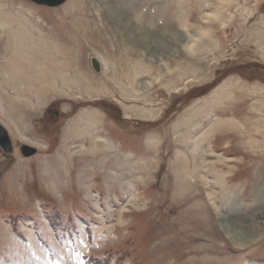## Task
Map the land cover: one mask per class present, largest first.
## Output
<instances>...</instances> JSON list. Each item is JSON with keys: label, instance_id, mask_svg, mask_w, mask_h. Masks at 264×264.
I'll list each match as a JSON object with an SVG mask.
<instances>
[{"label": "rangeland", "instance_id": "1", "mask_svg": "<svg viewBox=\"0 0 264 264\" xmlns=\"http://www.w3.org/2000/svg\"><path fill=\"white\" fill-rule=\"evenodd\" d=\"M112 1L0 0V264H264V0ZM116 12L165 42L138 75Z\"/></svg>", "mask_w": 264, "mask_h": 264}, {"label": "bare ground", "instance_id": "2", "mask_svg": "<svg viewBox=\"0 0 264 264\" xmlns=\"http://www.w3.org/2000/svg\"><path fill=\"white\" fill-rule=\"evenodd\" d=\"M105 1L109 5V7L112 9L113 13L115 14V12H114L115 10H113V9L115 8L116 5L113 4V1L112 0H105ZM133 9H131V10L133 11ZM134 11H135V15H136L138 12H136L137 10H135V9H134ZM135 15H132V13L130 15L129 13L126 14V13L116 12L115 17L117 18V20H120L121 22L125 23L128 26V30L130 31V33H133V34L137 33V35L139 34L141 41H140L138 47H135L131 44L127 45V48H128L127 55L132 60L131 71L134 70L136 72V75H138V72H139L138 70L145 68L146 58L153 55L151 53V51L149 50L148 46L150 44H158L159 46H161L165 42H164L163 38L160 36V32L158 30V27H151L148 24V23H150V20L148 19L149 17L147 14H145V13L142 15L139 14L138 15L139 19L137 20L138 22L136 21V19L134 17ZM9 21H11V20L9 19ZM9 21L7 20L5 23L9 28L8 32L11 34L12 38L16 39V41H18V42L23 41V39H25L28 35V33L25 31V29H23L24 27L20 24L23 28L21 26H17L15 28H13L10 26L11 23ZM24 36H25V38H24ZM176 36H177L178 41H180L181 44L182 43L184 44L183 47H185V49H187L188 51H191V52H195V50H197L202 44V36L201 37L195 36L194 34H191L190 32H186V33L182 32V31L176 32ZM24 47H27V46H25L23 44L22 45L19 44L18 47L15 49L17 54L14 55V57L10 59V64H11V61L14 60L11 65H15V70L18 71V72L13 73V74L8 73V75L10 77H16L17 78V77H20L22 75V74H20L21 73V68H20L21 65L20 64H21V59H22L21 57H26L23 54L25 51ZM111 53L115 54L116 52L111 51L109 54H111ZM137 59H139V62H140V67H138V69H136L137 64L134 62ZM104 63L107 64V60H104ZM34 73H37L39 77L44 78V79L49 77L50 74L53 78H55V76H57V75H60L59 72L50 71L44 67H40L39 69H36L34 71ZM33 76L34 75H32V77ZM51 80H52V78H51ZM131 84L134 85V87L138 86L137 81H135V82L133 81ZM245 222H246L245 220L228 218V217L226 218V221H225L226 228L232 234L236 243L239 244L240 246L243 245L242 242L245 241V239H247L248 237L251 236V234H249L247 232V230L243 231L239 227L241 225L242 226L243 225L248 226L245 224Z\"/></svg>", "mask_w": 264, "mask_h": 264}, {"label": "water", "instance_id": "3", "mask_svg": "<svg viewBox=\"0 0 264 264\" xmlns=\"http://www.w3.org/2000/svg\"><path fill=\"white\" fill-rule=\"evenodd\" d=\"M36 4L45 5L49 7H57L62 5L67 0H32ZM93 67L99 71V63L96 58H93ZM0 147L4 152L12 154L14 152V145L10 136L8 129L0 122ZM20 151L25 157H31L37 154V147L29 144H22L20 146Z\"/></svg>", "mask_w": 264, "mask_h": 264}]
</instances>
